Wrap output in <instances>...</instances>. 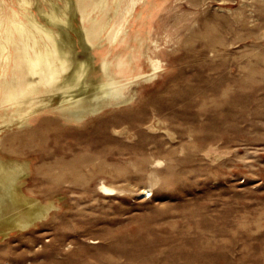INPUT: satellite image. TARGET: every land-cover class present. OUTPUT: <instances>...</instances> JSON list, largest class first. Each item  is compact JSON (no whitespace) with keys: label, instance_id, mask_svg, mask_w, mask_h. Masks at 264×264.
I'll list each match as a JSON object with an SVG mask.
<instances>
[{"label":"rangeland","instance_id":"obj_1","mask_svg":"<svg viewBox=\"0 0 264 264\" xmlns=\"http://www.w3.org/2000/svg\"><path fill=\"white\" fill-rule=\"evenodd\" d=\"M155 22L168 70L139 109L17 139L24 191L58 207L0 236V264H264V5L167 0Z\"/></svg>","mask_w":264,"mask_h":264},{"label":"bare ground","instance_id":"obj_2","mask_svg":"<svg viewBox=\"0 0 264 264\" xmlns=\"http://www.w3.org/2000/svg\"><path fill=\"white\" fill-rule=\"evenodd\" d=\"M166 1L0 0V236L36 226L58 207L24 191L32 166L17 139L40 135L44 124L58 125L57 136L74 134L107 110L139 109L143 91L168 70L163 44L170 34L155 32ZM262 37L264 31L254 39ZM99 189L121 191L105 181Z\"/></svg>","mask_w":264,"mask_h":264}]
</instances>
